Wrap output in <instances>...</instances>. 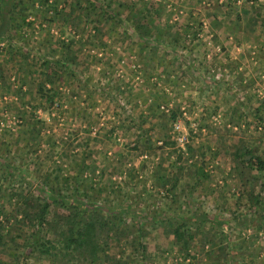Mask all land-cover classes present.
Masks as SVG:
<instances>
[{
    "label": "rangeland",
    "instance_id": "1",
    "mask_svg": "<svg viewBox=\"0 0 264 264\" xmlns=\"http://www.w3.org/2000/svg\"><path fill=\"white\" fill-rule=\"evenodd\" d=\"M25 1L0 42V161L30 184L59 166L67 175L84 161L110 168L111 178L93 185L107 187L98 200L115 205L136 199L149 210L178 194L180 212L185 191V209L223 219L230 236L197 239L185 260L156 231V263L264 264V213L248 212L252 193L264 202V172L252 167L241 180L227 153L237 137L264 160V0H108L119 15L108 22L100 10L57 16L44 0ZM132 7L148 15L154 45L137 39ZM42 83L53 102L39 93ZM172 110L181 115L174 125ZM140 126L152 142L132 150ZM160 163L170 177L176 166L187 171L173 192L161 187ZM12 180L0 162L8 211ZM16 245L0 264H19L13 251L22 254L23 239ZM128 257L121 264H135ZM23 264L52 263L31 256Z\"/></svg>",
    "mask_w": 264,
    "mask_h": 264
},
{
    "label": "trees",
    "instance_id": "2",
    "mask_svg": "<svg viewBox=\"0 0 264 264\" xmlns=\"http://www.w3.org/2000/svg\"><path fill=\"white\" fill-rule=\"evenodd\" d=\"M44 2L45 5L54 7L57 16L61 13L67 17L71 16L70 12L77 8L87 11L89 15L100 10L107 22L119 16L108 0H85V2L44 0ZM62 3L64 7L59 10V5ZM25 4V0H3L1 3L0 42L11 28L12 12H15L17 6ZM129 8L127 6L125 10ZM133 8L129 11L127 19L132 21L137 39L154 45L149 32L148 15L142 11L134 12ZM21 19L23 22L26 20ZM261 26L264 28V20ZM46 72L54 75L56 73L51 66ZM2 75L0 71V79ZM49 92L42 83L39 93H43L44 98L48 96V100L53 102L55 94L50 96ZM167 116V121L172 125L178 123L181 118L176 110H172ZM237 139L236 137V140H233L227 151L233 162L231 171L236 172L241 180L246 179V173L252 167L264 172L262 157L250 146L243 144L242 140ZM151 142L152 138L146 134V128L140 126L132 150H140ZM164 144L166 147H176L172 142L166 141L163 142ZM0 162L3 168L7 167L9 175L13 177L12 182L5 189L11 196L9 203L13 210L8 211L6 204L0 202V254L11 255L9 251L18 248L16 239H23L22 254L13 251L15 256L13 259L19 264H23L31 256L47 258L52 264H121L124 262L123 255L126 251H129L128 258L135 264H158L155 262V257L160 247L152 242L156 231L163 238H173V245L180 247L185 260L194 257L193 250L197 239H200L199 244H211L214 243L213 237L217 233L225 238L230 236L229 228H226V221L223 219L201 211H190L188 207L186 210L191 199L185 191L181 192L185 203H183L184 208H180V212L173 210L179 201L178 194L165 198L166 200L160 202L156 208L149 210L136 199L135 201L127 199L123 204L115 205L116 203L113 204L108 199L104 202L98 200L107 187H100L97 193L94 182L99 179L102 183L111 178V171L107 167L98 169L94 162L88 164L84 161L82 167L73 170L70 175L64 172L63 167L53 168L41 175L42 181L38 184L23 181V175H15L6 166L4 160ZM176 168L177 171L171 173V177L165 174L162 163L156 170L161 187L166 189L168 185L170 192L179 187L187 173L182 165ZM106 170L108 177L105 175ZM198 172L197 170L190 173V177L197 176ZM3 188L4 186L0 185V193L3 192ZM111 191L114 192V188H111ZM257 194L252 193L250 197L252 205L248 212L264 213V202L260 199V193ZM124 195L128 197L127 193ZM165 204L167 209L163 208ZM262 217L264 218V215ZM208 224L212 227L205 231ZM12 244L15 245L14 248Z\"/></svg>",
    "mask_w": 264,
    "mask_h": 264
}]
</instances>
